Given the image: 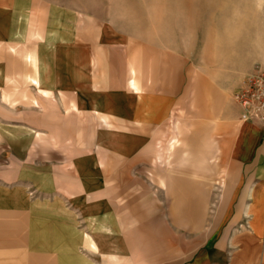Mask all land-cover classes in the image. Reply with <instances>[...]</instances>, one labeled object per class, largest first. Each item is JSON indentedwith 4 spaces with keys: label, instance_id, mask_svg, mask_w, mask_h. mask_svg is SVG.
<instances>
[{
    "label": "rangeland",
    "instance_id": "rangeland-1",
    "mask_svg": "<svg viewBox=\"0 0 264 264\" xmlns=\"http://www.w3.org/2000/svg\"><path fill=\"white\" fill-rule=\"evenodd\" d=\"M36 30L43 40L32 36ZM133 60L151 71L134 111L125 104ZM40 73L52 98L30 81ZM257 73H264V0H0V264H69L77 252L102 264L84 238L93 219L109 214L112 227V197L128 184L156 194L146 207L155 226L142 227L145 242L164 250L153 264L235 250L233 237L253 230L257 211L264 219V211L250 210L247 194L263 179L232 161L246 124L235 95ZM80 88L100 90L111 104L115 97L125 128L100 125L92 112L77 115L72 103ZM207 107L222 122L217 131L207 125ZM171 114L192 121L188 137L197 151L206 147L207 131L217 133L212 175L180 163L174 174H159L155 134ZM97 147L105 149L103 165ZM5 190L16 207H2ZM176 204L192 219L175 224ZM122 216L114 220L118 230L130 226ZM120 237L130 251L131 233Z\"/></svg>",
    "mask_w": 264,
    "mask_h": 264
},
{
    "label": "bare ground",
    "instance_id": "bare-ground-1",
    "mask_svg": "<svg viewBox=\"0 0 264 264\" xmlns=\"http://www.w3.org/2000/svg\"><path fill=\"white\" fill-rule=\"evenodd\" d=\"M32 34L33 37L43 40L41 37L42 32L39 30L34 31ZM9 48L13 53H16L15 46H10ZM33 58L35 57L30 54L28 59L33 61ZM128 66L129 78L127 82V89L132 94V97L130 99L131 101H128V97H125V104H127L134 111L137 107L135 103L136 100L142 97L143 93L145 92L144 81L150 77L151 71L145 72L143 69L140 70L137 67L135 60L129 62ZM36 68L37 63L35 64V69ZM16 78L17 77L13 74L7 75V81L9 84L14 85L15 83H18ZM30 81L34 86L39 88V91L42 93V95L47 98L53 97L51 91L42 88L45 87L44 84H48L49 82L44 76H42V73H40V75L37 77H30ZM16 85L17 84H15V86ZM190 93V95H192V93L194 94L192 90ZM74 96L75 100L72 103V107L77 112V115L84 116L85 112H92L94 115V120H96L100 125H104L114 131L125 128L123 121L117 120L118 117L116 116V113L118 112L116 105L118 101L115 99V97H112L111 104L109 98L106 97L103 92L97 89L88 90L87 88H85V90L81 88L78 89L77 92L74 93ZM4 99H9V96L4 95ZM203 115L206 117L207 125L214 124L215 129L218 128L222 123L221 121H217L219 120L218 113L212 111L209 107H207V111ZM182 118L183 114H179V116L171 114L167 122L161 125L157 130L155 134L156 149L154 151L156 154L154 160L155 167L160 169L159 174H174L175 171H173V169L175 164L180 163L181 166L189 165L192 167V169L196 168L197 172H202L204 175H212L209 173L213 171V164H215L216 159L214 157V152H212V145L214 144V140L216 141L215 136L217 133H215L213 129L210 132L207 131L205 136L206 147L204 146V148L200 149V151H197V147L195 148L194 146L193 137H188L193 123L190 121L188 124H183ZM215 131H217V129ZM97 156L99 157V160L102 161V163L99 161V164L103 165V161L107 159V155L105 156V149L97 147L96 157ZM96 165L98 164L96 163ZM232 176L233 177H230L231 181L234 180L235 174H232ZM159 183L163 188L167 187L163 178L160 179ZM225 183V180H221L218 184L225 185ZM140 185V187L137 185L139 187L137 190L138 193H136L133 188H131V184H128L126 191L122 195L116 194L112 197V201L117 205V207L114 205L112 209V227H110L111 221L109 214L105 215V219L101 222L96 219H93L91 222V225L94 228L93 233L92 235H85L84 244L90 252L100 254L103 260L102 264H137L134 258H138L140 256L146 258L149 264L150 262L153 264L159 258H161L162 255H164V253H162L164 250H162L159 245L154 243L147 244L144 237L142 236L143 226H155L152 223L153 217L149 214V212H147L146 207H148L152 202L154 203V201L156 203L157 198H154L156 197L154 192L142 186L143 184ZM127 189L131 190L127 192ZM253 191L254 190L252 189L251 191L250 188L247 194H250L251 198H254V203L252 206L255 207L256 210H259V205L262 203V199L261 197H257ZM4 192L3 199L5 202H7L8 198L12 196V192L8 190H5ZM179 207L180 206L176 204L175 212H173V222L175 224L186 221L188 218L192 219L193 216L188 209H184L183 211V209L180 210ZM121 210L123 211L122 214H125V217L129 219L130 226L125 225L122 228L120 227L118 230L113 225H115V217L116 219L118 217L119 220L123 218L120 212ZM197 211H199V209H194L193 213L196 215ZM259 217L261 218L260 213L257 211V217H255V219L257 220ZM162 219H165V215H162ZM117 225H119V222ZM123 233L125 235H129L131 233L132 235V244L131 246L128 245V247H130V251L127 249V246L121 242L120 235ZM99 244H102L104 249L103 251L100 249ZM235 245H241L242 249L246 250L249 244L247 242L243 243L242 241H238L235 242ZM255 250L258 249L256 248ZM253 256L255 257L256 255ZM245 261L248 264L253 263L248 262V259ZM68 263L92 264L87 261L84 255H81L79 252H77L74 260L71 259Z\"/></svg>",
    "mask_w": 264,
    "mask_h": 264
},
{
    "label": "crops",
    "instance_id": "crops-1",
    "mask_svg": "<svg viewBox=\"0 0 264 264\" xmlns=\"http://www.w3.org/2000/svg\"><path fill=\"white\" fill-rule=\"evenodd\" d=\"M242 114V113H241ZM242 118V116H241ZM243 121V120H242ZM245 122V121H243ZM245 126L240 129V134L234 147L233 160L236 163L244 164L245 174H260L263 182L259 188L254 189V193L264 195V128L260 125L245 122ZM13 197V196H12ZM18 202L14 198H8L5 202H1L4 210L16 207ZM253 205V204H252ZM250 206V209L256 210ZM256 205V204H255ZM254 205V206H255ZM259 210L264 211V203L259 205ZM262 217V215L260 214ZM254 218V219H253ZM249 220L253 230H245L244 233L235 235L232 239L233 251L230 250H201L196 252L189 261H175L172 264H264V219ZM247 242L249 245L246 250L241 245H235V242ZM258 250H255V249ZM253 255H256L255 257ZM4 257V255L2 256ZM256 258V259H255Z\"/></svg>",
    "mask_w": 264,
    "mask_h": 264
},
{
    "label": "built area",
    "instance_id": "built-area-1",
    "mask_svg": "<svg viewBox=\"0 0 264 264\" xmlns=\"http://www.w3.org/2000/svg\"><path fill=\"white\" fill-rule=\"evenodd\" d=\"M242 120L264 128V73L248 76L235 95Z\"/></svg>",
    "mask_w": 264,
    "mask_h": 264
}]
</instances>
